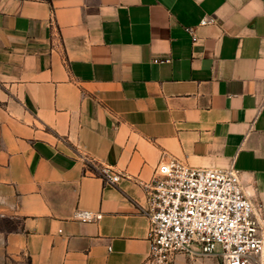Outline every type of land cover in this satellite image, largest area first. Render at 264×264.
<instances>
[{
	"label": "crops",
	"instance_id": "1",
	"mask_svg": "<svg viewBox=\"0 0 264 264\" xmlns=\"http://www.w3.org/2000/svg\"><path fill=\"white\" fill-rule=\"evenodd\" d=\"M163 155L236 170L264 228V0H0V217L21 221L0 249L148 264L141 184Z\"/></svg>",
	"mask_w": 264,
	"mask_h": 264
},
{
	"label": "built area",
	"instance_id": "2",
	"mask_svg": "<svg viewBox=\"0 0 264 264\" xmlns=\"http://www.w3.org/2000/svg\"><path fill=\"white\" fill-rule=\"evenodd\" d=\"M214 21L203 18L200 25ZM186 30L194 35V27ZM101 173L110 183L121 178L108 169ZM141 185L146 194L142 210L149 220L148 264H173L176 254L196 252L220 255L225 264H252L264 254V228L236 170L195 168L163 155L152 179ZM101 216L90 211L75 215L85 222Z\"/></svg>",
	"mask_w": 264,
	"mask_h": 264
},
{
	"label": "rangeland",
	"instance_id": "3",
	"mask_svg": "<svg viewBox=\"0 0 264 264\" xmlns=\"http://www.w3.org/2000/svg\"><path fill=\"white\" fill-rule=\"evenodd\" d=\"M20 222L21 221L18 219L0 217V231L17 229L20 226ZM0 264H25V260L11 257L7 255L2 249H0Z\"/></svg>",
	"mask_w": 264,
	"mask_h": 264
}]
</instances>
